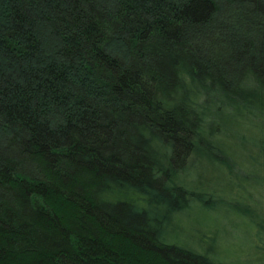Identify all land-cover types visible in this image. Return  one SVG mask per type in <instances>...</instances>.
I'll list each match as a JSON object with an SVG mask.
<instances>
[{"label": "trees", "instance_id": "obj_1", "mask_svg": "<svg viewBox=\"0 0 264 264\" xmlns=\"http://www.w3.org/2000/svg\"><path fill=\"white\" fill-rule=\"evenodd\" d=\"M244 164L264 190V0H0V264H232L177 225L260 240Z\"/></svg>", "mask_w": 264, "mask_h": 264}, {"label": "rangeland", "instance_id": "obj_2", "mask_svg": "<svg viewBox=\"0 0 264 264\" xmlns=\"http://www.w3.org/2000/svg\"><path fill=\"white\" fill-rule=\"evenodd\" d=\"M249 165L244 164L232 170V185L238 184L240 186L241 183H244L242 184L244 186L243 191H241L243 196L238 201L239 207L245 208L246 205L252 204L258 209H261L260 207L264 208L263 186L251 189L253 187L250 184L251 179L255 180L254 177L258 176L252 175L253 171H249ZM191 172V176L194 179L196 171ZM248 195L251 198L246 202ZM220 197L226 196L220 195ZM217 212L215 216L211 215L209 217L208 215L207 218L206 214L203 212L198 213L196 208L192 207L188 213H184L181 219V225H177L179 228H182L180 232L182 233L180 234L181 241L179 243L185 242L189 246L198 248L199 239L193 238V235L187 236L185 233L186 229L191 226V223L196 221L202 223L207 231L215 229L209 232V236L205 235L207 236V240L204 245L207 247H213V244L217 246L219 251L217 256L221 260L232 264H264V234L260 235V240H257L254 237L255 230L252 228L253 226L245 218H238L232 214L223 216L221 209L217 210ZM212 234L213 236H211Z\"/></svg>", "mask_w": 264, "mask_h": 264}]
</instances>
